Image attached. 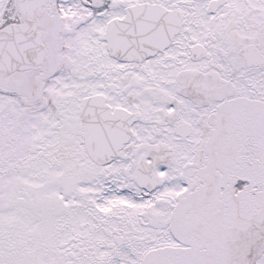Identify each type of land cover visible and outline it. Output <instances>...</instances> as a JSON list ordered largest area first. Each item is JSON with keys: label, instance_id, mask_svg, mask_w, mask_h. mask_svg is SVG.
<instances>
[{"label": "snow or ice", "instance_id": "1", "mask_svg": "<svg viewBox=\"0 0 264 264\" xmlns=\"http://www.w3.org/2000/svg\"><path fill=\"white\" fill-rule=\"evenodd\" d=\"M0 264H264V0H0Z\"/></svg>", "mask_w": 264, "mask_h": 264}]
</instances>
